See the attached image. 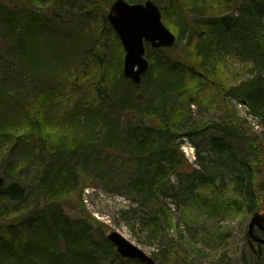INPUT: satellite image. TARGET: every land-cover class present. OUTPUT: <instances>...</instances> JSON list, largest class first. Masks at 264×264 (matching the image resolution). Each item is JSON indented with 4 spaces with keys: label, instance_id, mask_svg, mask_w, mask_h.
<instances>
[{
    "label": "trees",
    "instance_id": "trees-1",
    "mask_svg": "<svg viewBox=\"0 0 264 264\" xmlns=\"http://www.w3.org/2000/svg\"><path fill=\"white\" fill-rule=\"evenodd\" d=\"M53 1L58 0H29L31 8L20 9L0 3V44L5 47V51H0V164L3 166L0 175L10 181L0 190V208L11 204L5 200L10 195L16 198L21 194L27 196L24 185H28L31 186L28 195L30 214L34 215L27 222L23 219L24 222L0 226V253L4 255V258L0 257V264H29L33 260H39V264L86 263L72 260L68 255L69 247L87 251L84 253L91 259L89 264L105 262L104 253L99 252V256L94 257L85 249L84 242H88L90 236L88 228L80 233L66 230L71 226L67 225L68 218L57 204H73L68 199L74 195L79 204L78 211L83 212L80 194L89 184L84 183L78 191L76 178H108V164L103 161L114 151L111 144L118 142L124 144L127 153L125 165L131 175L130 190L137 197L136 204L149 210L153 225L172 226L173 219L157 196L169 184L168 177L167 184L161 178L163 160L178 166L182 164L181 153L176 155L174 152V141L211 126L222 130L225 144L227 135H236L251 145L249 161L245 163L248 173L238 168L240 175H234L235 179H232V184L240 187L239 196L237 199L228 198L227 206L245 207L253 213L264 212V83H254L249 89H245L243 83L228 85L221 80L225 69L220 71L222 66H230L235 59L256 63L264 71V0H166L160 10L161 16L176 33L177 44H181V37L188 28L192 33L184 51L177 56L166 55V52H173L175 46L154 51L150 69L143 76L146 80L139 87L127 81L135 90L142 91L136 93V98L131 89L122 91L119 98L112 93L109 95V80L96 85L99 76L96 72H101V78L109 74L111 78L113 76L108 64L96 67L93 56L89 57L93 66L86 83L85 78L63 76L62 79L57 69L62 65L61 58L50 64L48 59L26 50V45L48 41L51 34L59 36L61 30L54 27V18L46 8V4L53 5ZM61 1L71 3L78 0ZM81 1L106 19L104 0ZM126 1L135 3L136 0ZM110 31H113L111 27ZM43 33L46 35L41 41ZM68 42V55H71L70 49L76 47L77 39ZM117 43L120 45L119 40ZM72 55L74 57L75 52ZM92 71L94 77H91ZM53 76H57L59 86L74 94L70 105L62 108L63 114L59 117L52 115L58 90L57 86L50 84ZM80 81L85 83L80 84ZM25 89L32 91L33 98L28 96V101L22 102L18 92ZM208 89L213 94L210 92L205 97ZM136 100L144 108L134 107ZM212 100L222 107L224 120L195 126L190 114L185 113V106L198 102L208 104ZM243 100L247 113L259 121L261 133L251 132L236 113L233 101ZM128 113L137 118L136 126L121 130L118 121ZM81 118L85 121L81 122ZM97 118L104 125L105 137L102 144L91 145L97 141L93 137L96 135L93 121ZM185 128L191 133L182 134ZM119 135L123 137L119 139ZM220 142H214V146L220 147ZM47 155L54 158L55 164L43 163ZM179 174L190 177L185 168ZM207 176V183L211 186L216 185L214 178L222 175L211 172ZM218 186L224 184L220 182ZM193 187L189 185L187 188L189 194L195 190ZM39 203L41 207L36 208ZM26 229L30 230L28 235ZM76 236L82 240L74 246L72 241ZM57 239L62 240L65 251L58 248ZM247 252L248 258L244 255L242 264L261 261L262 256L256 252L249 249ZM115 259H118L117 255L109 264ZM159 261L160 264H171L163 258Z\"/></svg>",
    "mask_w": 264,
    "mask_h": 264
},
{
    "label": "rangeland",
    "instance_id": "rangeland-1",
    "mask_svg": "<svg viewBox=\"0 0 264 264\" xmlns=\"http://www.w3.org/2000/svg\"><path fill=\"white\" fill-rule=\"evenodd\" d=\"M113 1L104 0L105 15H107ZM145 1L136 0L135 3H144ZM152 1L161 10L166 0ZM0 3L8 7L15 6L16 9L31 8L29 0H0ZM54 5L57 7L56 9L55 7L52 8ZM88 6L89 4H84L81 0L71 3L58 0L57 2L53 1V5L46 4V8L50 10H48L50 16L54 18V27L58 31L61 30V32L59 36L51 34L50 39L44 43L37 41L32 46L26 45V50L42 57V59H48L50 64L52 62L55 64L61 58L62 65H58L57 69L62 79L63 76H72L75 79L85 78L86 83L89 82L87 76L93 66L90 64L89 57L93 56L95 66L100 67L103 64H108L113 76L111 78L109 74V76L105 75L101 78V72H96V75H99L95 80L96 85L109 80V95L112 93L114 97L119 98L122 91L131 89L136 98V93H142V91L135 90L122 76L124 52L121 45L117 43L118 38L116 40L115 33L110 31L106 19H102L97 11L91 10ZM162 22L176 35L168 22L163 20ZM195 28H198V26H195ZM190 33H192V29L188 28L187 33L181 37V44H177L173 52H166V55L177 56L183 52ZM45 35L46 33H43L40 39ZM76 39V47L70 49L72 53L68 55L70 46L68 40L73 41ZM0 51H5L2 44H0ZM154 51L146 46L145 57L149 62L155 57ZM73 52L76 54L74 57ZM249 66L250 64L235 59L232 63L230 62L229 67L224 68L222 66L220 71L225 69V74L221 80L228 85L244 83L250 79ZM91 77H94L93 71ZM145 80L146 76L143 77L142 84ZM85 82L80 81V84ZM50 84L58 87L55 93L56 105L52 108V115L59 117L63 114L62 108L70 105L73 92L68 88L59 86L57 76L52 77ZM210 92L209 89L205 91V97L209 96ZM18 93L22 102L28 101L30 97L33 98L30 89L20 90ZM133 105L136 108H144V105L138 101ZM235 111L245 125L251 129V132L255 134L262 132L259 121L250 116L244 106L235 105ZM185 113L190 114L191 120L196 123L195 126L197 127L207 121L220 122L224 120L222 107L215 100L208 104L198 102V104L189 107L185 106ZM74 119L77 120L76 117ZM80 121L84 122L85 118H81ZM93 122L96 126V135L93 137L97 141L94 142V140L91 145H100L105 137V128L99 118L94 119ZM136 123L137 118L131 116L130 113L125 114L118 121L121 130L134 128ZM181 133L187 134L191 131L189 128H185ZM117 137L121 139L123 136L119 135ZM211 137L212 130L210 127H206L188 137L177 138L173 143L175 154L177 155L179 152L182 155V164L181 166L167 164L168 169H170L167 170L171 176L170 185H167L165 189L163 188L157 196L162 207L171 209L172 226H154L151 222L152 216L149 210L136 204L137 197L130 190L129 179L131 175L125 165L127 153L124 144L118 142L111 144L114 151L108 154L105 162L103 161V163L108 164L110 174L108 178L105 179L100 176L98 178L92 176H78L76 178L78 191L84 183L89 184L80 194L83 212L78 211L79 204L76 200L77 197L74 195L68 199L73 204H57L68 218L67 225L71 226L66 230L80 233L83 229L88 228L90 236L87 238L88 242H84L85 249L94 257L99 256V252L104 253L107 259L103 264H109L114 255H117L114 247L106 238L112 232H117L123 236L127 241L154 258L157 263L160 262L159 259L163 258L162 252L173 250L176 253V258L174 261H170L171 264H242V257L245 255L248 258L245 239L247 238V226L252 215L245 212V207L238 209L227 206L226 200L229 198L230 193L224 186L223 189L213 188L200 182L201 178L206 176L203 175V167L200 168L199 165L206 164L209 167L213 159L207 156ZM76 159L77 154L74 161ZM47 162L55 164L56 161L53 157L47 155L43 163L46 164ZM35 163L39 162L35 161ZM53 167L54 169L58 168V166ZM228 167L230 168V165ZM183 168L190 174L189 178L179 174ZM218 171L222 173L220 174L222 179L229 178V174L224 169L217 168L213 170V172ZM0 172H3L2 164H0ZM190 179L192 180L191 183ZM6 181L10 183L8 179ZM189 185H194L193 188L195 189L190 193L191 195L187 190ZM171 189L172 191H170ZM24 191L28 193L27 196L21 194L16 198L15 195H10L8 196L9 199H5L11 204L2 209L0 208V226L23 221V219L27 222L28 219L34 218V215L30 214L31 200H29L30 196L28 197L31 186L24 185ZM35 207H41V203L35 205ZM86 212L87 214L84 215ZM13 220L14 222H12ZM29 232L30 230L26 229L27 235ZM67 236L70 237L69 233ZM80 240L82 239L76 236L75 240L72 241L73 245L75 246ZM57 246L59 249L61 248V251H65L61 239H57ZM252 246L254 250L260 249L264 252V246L255 243ZM73 251L74 253L70 255L72 260H82L86 262L84 264H89L90 258L88 259L86 253L81 252L77 247H74ZM0 257L4 258V255L0 253ZM117 258L113 264H133L127 263L126 260L120 259L118 256ZM29 264L38 263L33 260ZM259 264H264V254Z\"/></svg>",
    "mask_w": 264,
    "mask_h": 264
},
{
    "label": "water",
    "instance_id": "water-1",
    "mask_svg": "<svg viewBox=\"0 0 264 264\" xmlns=\"http://www.w3.org/2000/svg\"><path fill=\"white\" fill-rule=\"evenodd\" d=\"M107 20L125 51L123 76L139 85L141 77L149 69V62L144 57V41L153 49L171 48L176 42V37L163 25L160 11L151 0L144 4H129L124 0H115L110 6ZM3 186L4 179L0 177V189ZM255 226L264 232V214H254L247 231L253 241L264 244L263 239L253 234ZM107 239L115 246V251L121 258L154 264L152 258L120 234L113 232Z\"/></svg>",
    "mask_w": 264,
    "mask_h": 264
},
{
    "label": "bare ground",
    "instance_id": "bare-ground-1",
    "mask_svg": "<svg viewBox=\"0 0 264 264\" xmlns=\"http://www.w3.org/2000/svg\"><path fill=\"white\" fill-rule=\"evenodd\" d=\"M254 67H256V68H254ZM248 71H249L250 79L243 83L245 89H249L254 83H264V71L258 66V64L251 62L250 66L248 68ZM245 104H246V102L244 100L242 102L233 101L234 106L235 105H242L245 107ZM210 128L212 130V137L209 139L210 144H209V152L207 153V156L212 157L213 159H212L209 167L206 164L205 165L204 164L199 165L200 168L203 167L202 172H203V175L206 176V177L201 178L200 182L202 184L208 185L206 179L208 178L207 175L210 174L211 172H213L212 169H217V168H219L221 170L224 169L225 171H227V174H229L228 175L229 178L226 179V177H225L224 179H222L220 176L217 179L214 178V180H216L215 184L217 186L214 184H212L211 186L213 188L223 189L222 186H218L221 182L222 184H224L225 189H227V191L230 193L229 198L232 197L234 199H237V197L239 196V191H240L239 188L240 187L237 184H234V183L232 184V179H235V176L240 175L241 172H240V170H238V168L244 169L248 173L247 168L245 166V163L249 161L248 158H249V154L251 152V145L249 142L239 138L236 135H233V136L237 137V138H234L232 135H227L226 139L228 140V142L225 144V142H223V141H226V140L224 139L225 137L223 136L222 130L217 128V127H213V126H211ZM260 128L262 131L261 125H260ZM217 141H221L222 144L220 145V147L216 148L214 146V142H217ZM167 164H169V163H167V161L163 160V163L161 164V166H162L161 178L165 184H167L169 182V184H167V185H170L171 176H170V172H167V170H170V169H168L169 166ZM225 164H227V166H225ZM228 165H230V168L228 167ZM220 172H222V171H220ZM218 174H222V173H219V171H218ZM166 177L169 178L168 182H167ZM195 178H194V180H195ZM225 179L227 180V182L225 181ZM170 191H172V189ZM165 210H166L167 214L169 215V217H172L171 209L169 207H166ZM245 212L249 213L251 215L262 214V212H255V213L249 212V210L247 208H245ZM154 226H156V225H154ZM262 239L264 240V237ZM245 240H246V249L251 250L252 247L250 244V238H246ZM49 242H50V240H49ZM49 247H51V246H49ZM49 250L51 251V249H49ZM41 252H43V251H41ZM81 252H87V251H81ZM72 253H74V251H73V248L70 247L69 252H68L69 257ZM162 253H163V259L166 261H171V260L174 261V259L176 258V253L173 250H171L170 252L165 251ZM38 261L39 260H35V262H37L39 264ZM60 261H58V262H60ZM256 264H259V263H256Z\"/></svg>",
    "mask_w": 264,
    "mask_h": 264
}]
</instances>
